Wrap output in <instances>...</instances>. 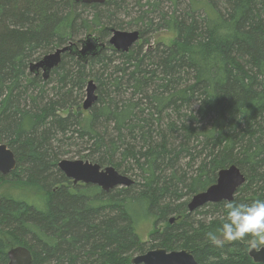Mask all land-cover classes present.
<instances>
[{
    "label": "trees",
    "instance_id": "trees-1",
    "mask_svg": "<svg viewBox=\"0 0 264 264\" xmlns=\"http://www.w3.org/2000/svg\"><path fill=\"white\" fill-rule=\"evenodd\" d=\"M108 27L136 29L141 41L87 64L66 53L46 81L30 74L31 63L90 34L108 44ZM160 33L173 42L148 47ZM90 80L98 100L84 111ZM0 143L18 164L0 180L47 195L43 207L14 192L0 198V264L6 238L34 264H126L156 248L189 250L200 264H256L246 242L207 240L224 202L193 213L188 203L233 165L246 177L233 202L264 201V0H0ZM72 154L134 185L74 184L58 167ZM134 205L155 218L149 247Z\"/></svg>",
    "mask_w": 264,
    "mask_h": 264
},
{
    "label": "water",
    "instance_id": "water-1",
    "mask_svg": "<svg viewBox=\"0 0 264 264\" xmlns=\"http://www.w3.org/2000/svg\"><path fill=\"white\" fill-rule=\"evenodd\" d=\"M78 4H104L107 0H72ZM110 33L108 44L101 40L100 36L90 34L77 43L70 42L68 45L57 49L30 64L29 72L39 76L42 72L44 81L48 80L51 72L58 68L64 54L68 53L76 57L82 64H87L90 58H96L104 52L108 46L117 53L124 54L141 40L138 30L123 31L113 27L106 29ZM86 100L83 103L84 111H89L98 100L96 85L94 81L88 82ZM17 160L13 151L6 145L0 143V175L7 176L17 169ZM59 169L74 184L93 185L101 188L104 192H111L117 188H129L134 185V180L119 173L114 167H102L89 161L63 159L59 162ZM246 183V177L241 170L233 165L218 173L217 182L206 191L199 193L191 199L188 204L189 212L203 208L208 204H218L225 200L232 201L238 190ZM174 222V219L171 220ZM250 257L255 263L264 264V247L260 251L250 250ZM8 264H34L30 250L24 246L12 248L7 253ZM131 264H200L196 261L189 250L168 251L162 248L149 250L145 254L135 256Z\"/></svg>",
    "mask_w": 264,
    "mask_h": 264
},
{
    "label": "clouds",
    "instance_id": "clouds-1",
    "mask_svg": "<svg viewBox=\"0 0 264 264\" xmlns=\"http://www.w3.org/2000/svg\"><path fill=\"white\" fill-rule=\"evenodd\" d=\"M226 216L216 231L206 234L207 240L216 247L226 243L246 242L251 250L260 251L264 246V201L255 200L250 204L225 200Z\"/></svg>",
    "mask_w": 264,
    "mask_h": 264
},
{
    "label": "rangeland",
    "instance_id": "rangeland-1",
    "mask_svg": "<svg viewBox=\"0 0 264 264\" xmlns=\"http://www.w3.org/2000/svg\"><path fill=\"white\" fill-rule=\"evenodd\" d=\"M128 21H129V19H128ZM132 30H136V29L126 28L124 31H132ZM93 34L98 35V32L93 33ZM172 42H173V36L172 35H170L168 33H160L158 35L151 37L150 42L148 43V47L155 48L160 43L165 44V45H170ZM41 75H42V73H41ZM90 81H94V80H90ZM94 84H95V82H94ZM87 89H88V86H86V89L84 90L85 94H84V97L82 99L83 102L81 104L82 110H84L83 103L86 100ZM2 144H5V143H2ZM76 156H79V154H72V158H65V159L81 160L80 157H76ZM13 182H14V178L9 182H5L3 180H0V198L3 195H8V194L11 195L10 193L14 192V194L17 193L16 196L23 197V198L27 199L29 202H32L33 204L38 205L39 207L44 206L43 204H44L45 199L47 197L46 194L38 193V192H26L24 189H22L23 187L20 183H13ZM119 189H121V188H119ZM131 214L133 215V218L135 220H137V223L135 225V229H136L138 235L140 236L142 242L147 243V247L151 246L152 244H155L156 242L151 241V235H152L153 231L156 230L155 225H154L155 218H149V219H147L146 217L144 218L143 217V210L139 205L132 206ZM195 218L203 221V219H201V215H197ZM209 221L210 220H208V222ZM164 227H165V224H160L158 226V231L162 232ZM6 245H7L8 251L11 250L12 248L20 247L17 244H15L14 242H12L9 238H6ZM182 250H184V249H182ZM171 251H181V250H171ZM135 256H137V255L136 254L128 255L126 258L127 259L126 264H131V260Z\"/></svg>",
    "mask_w": 264,
    "mask_h": 264
},
{
    "label": "flooded vegetation",
    "instance_id": "flooded-vegetation-1",
    "mask_svg": "<svg viewBox=\"0 0 264 264\" xmlns=\"http://www.w3.org/2000/svg\"><path fill=\"white\" fill-rule=\"evenodd\" d=\"M140 41H141V40H140ZM111 48H112V47H111ZM112 49H113V48H112ZM113 50H114V49H113ZM114 51H115V50H114ZM115 52H116V51H115ZM116 53H117V52H116ZM118 54H119V53H118ZM71 57H72V56H71ZM41 73H42V72H41ZM41 77H42V75H41ZM42 79H43V78H42ZM217 179H218V178H217ZM216 182H217V181H216ZM213 185H214V184H213ZM221 203H223V202H221ZM221 203H218V204H221ZM201 209H202V208H201ZM188 211H189V210H188ZM195 211H196V210H195ZM193 212H194V211H193ZM193 212H189V213H193ZM172 219H174V222H173V223L171 222ZM179 219H181L180 216L170 217L168 223H169V224H174V223H175L177 220H179ZM262 247H264V246H262ZM250 250H251V249H249V252H250ZM249 252H248V253H249ZM7 253H8V251H7ZM249 256H250V255H249ZM251 259H252V258H251ZM252 260H253V259H252ZM253 262H254V261H253ZM254 263H255V262H254ZM256 264H261V263H256Z\"/></svg>",
    "mask_w": 264,
    "mask_h": 264
},
{
    "label": "bare ground",
    "instance_id": "bare-ground-1",
    "mask_svg": "<svg viewBox=\"0 0 264 264\" xmlns=\"http://www.w3.org/2000/svg\"><path fill=\"white\" fill-rule=\"evenodd\" d=\"M200 193H202V192H200ZM198 194H199V193H198ZM196 195H197V194H196ZM194 196H195V195H194ZM192 198H193V197H192ZM192 198H191V199H192ZM191 199H190V201H191ZM190 201H189V202H190ZM188 204H189V203H188ZM162 249H165V248H162ZM166 250H167V249H166ZM144 254H145V253H144ZM141 255H142V254H141ZM137 256H139V255H137Z\"/></svg>",
    "mask_w": 264,
    "mask_h": 264
}]
</instances>
